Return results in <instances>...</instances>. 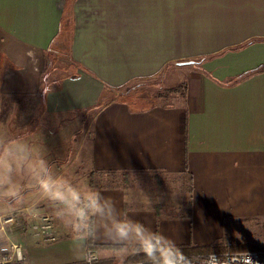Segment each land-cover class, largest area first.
<instances>
[{
  "label": "crops",
  "instance_id": "1",
  "mask_svg": "<svg viewBox=\"0 0 264 264\" xmlns=\"http://www.w3.org/2000/svg\"><path fill=\"white\" fill-rule=\"evenodd\" d=\"M186 59L194 78L178 103L121 99ZM261 68L264 0H0V136L31 101L44 117L85 115L92 172L128 177V188L97 189L86 214L103 247L96 264L126 263L132 247L224 245L228 234L232 246L245 222H264ZM32 148L17 157L42 166L43 144ZM23 211L13 239L24 264H86L87 222L73 233L56 220L48 241L38 211Z\"/></svg>",
  "mask_w": 264,
  "mask_h": 264
},
{
  "label": "rangeland",
  "instance_id": "2",
  "mask_svg": "<svg viewBox=\"0 0 264 264\" xmlns=\"http://www.w3.org/2000/svg\"><path fill=\"white\" fill-rule=\"evenodd\" d=\"M189 47H193V42ZM194 72L195 66L187 59L172 64L154 79L133 82L125 87L121 99L152 102L162 99L167 104L178 103L191 84ZM60 75L61 72L55 73V77ZM41 108L40 102H27L20 113L9 112L4 118V134L0 136V229L9 215H15L18 220L28 218L23 208L29 207L38 211L39 222L42 215L48 214L54 223L56 220L63 224L73 223L72 232L77 233L89 222L86 214L91 210L98 189V184L91 183L96 175L87 162L91 118L49 111L44 117ZM35 128L37 134H34ZM34 143L43 144L45 148L42 166L33 157L29 158L31 163L17 157L18 148H22L24 155L32 153L33 156V148L32 151L28 149ZM36 171L41 175H36ZM121 184L122 180L118 182ZM16 232L15 227L12 232L8 231L13 241ZM234 236L237 237L235 246L264 249V222H245ZM224 241L229 246V234Z\"/></svg>",
  "mask_w": 264,
  "mask_h": 264
},
{
  "label": "built area",
  "instance_id": "3",
  "mask_svg": "<svg viewBox=\"0 0 264 264\" xmlns=\"http://www.w3.org/2000/svg\"><path fill=\"white\" fill-rule=\"evenodd\" d=\"M18 221L15 215L7 216L0 229V264H17L26 261L22 244L9 238L8 231L17 229ZM40 230L45 239L54 241V221L48 215L40 217ZM100 260L98 251L91 250L87 254L86 263L96 264ZM123 264H264V249L252 251L227 252L223 254H198L192 256H179L170 260H144L127 262Z\"/></svg>",
  "mask_w": 264,
  "mask_h": 264
},
{
  "label": "trees",
  "instance_id": "4",
  "mask_svg": "<svg viewBox=\"0 0 264 264\" xmlns=\"http://www.w3.org/2000/svg\"><path fill=\"white\" fill-rule=\"evenodd\" d=\"M264 68L259 69L262 71ZM181 88V87H180ZM95 174V173H93ZM96 175V174H95ZM122 180V186L126 188L129 187L128 177H125L124 174H117L114 172L109 173H98L96 179H92V184H98L99 188L110 189L118 187V182ZM92 218L89 219L86 229L83 231V235L87 238V248L91 250L102 249L103 247L98 246L94 243L93 239V223ZM256 246H226L222 243H219L214 246L201 247V248H167L161 246L153 247H132L131 250L134 254L129 258L127 262H138L144 260H170L179 256H192L198 254H211V253H224V252H239V251H252V250H262ZM126 262V263H127ZM17 264H24L17 263ZM87 264V263H86ZM98 264V263H97Z\"/></svg>",
  "mask_w": 264,
  "mask_h": 264
}]
</instances>
